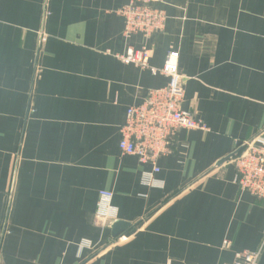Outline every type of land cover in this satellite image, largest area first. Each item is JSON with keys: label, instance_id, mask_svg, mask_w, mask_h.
<instances>
[{"label": "crops", "instance_id": "0c3cea01", "mask_svg": "<svg viewBox=\"0 0 264 264\" xmlns=\"http://www.w3.org/2000/svg\"><path fill=\"white\" fill-rule=\"evenodd\" d=\"M127 3L0 0V264H264V199L216 165L264 132V0H161L148 38L124 35ZM143 46L149 68L118 58ZM169 51L206 129L179 130L155 172L119 128ZM115 219L137 227L109 244Z\"/></svg>", "mask_w": 264, "mask_h": 264}, {"label": "built area", "instance_id": "2783aa9c", "mask_svg": "<svg viewBox=\"0 0 264 264\" xmlns=\"http://www.w3.org/2000/svg\"><path fill=\"white\" fill-rule=\"evenodd\" d=\"M160 2L161 0H128L118 10L124 19V35L142 34L148 38L161 32L165 27L166 14L158 6ZM118 58L126 64L149 68V51L145 46L138 50L129 49ZM152 71L166 76L168 82L163 87L148 89L140 103L127 108L125 120L119 128L118 146L122 154L135 156L141 164L151 165L156 172L159 170L158 160L172 153L179 130L206 128L191 112L181 107L184 88L183 78L178 71L177 52L169 51L163 66L159 69L152 68ZM238 148L239 152L230 159L235 170L233 182L241 190L264 199V132L243 141ZM100 197L103 206L97 211L96 218L110 219L108 203L112 194L101 191ZM258 257V251L237 252L234 264H256Z\"/></svg>", "mask_w": 264, "mask_h": 264}, {"label": "water", "instance_id": "95a60500", "mask_svg": "<svg viewBox=\"0 0 264 264\" xmlns=\"http://www.w3.org/2000/svg\"><path fill=\"white\" fill-rule=\"evenodd\" d=\"M239 150H240V148H237L236 150H234L231 154H229L225 158L220 159L216 163V165L219 166L223 162L230 160L233 156H235L239 152ZM136 227H137V223L131 224L129 222H125V221L118 220V219L110 221L108 224V228L110 229V238L108 240V243L114 244L120 236H122L126 233H134L136 230Z\"/></svg>", "mask_w": 264, "mask_h": 264}]
</instances>
